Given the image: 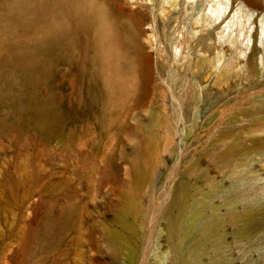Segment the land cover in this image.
<instances>
[{"label":"rangeland","instance_id":"rangeland-1","mask_svg":"<svg viewBox=\"0 0 264 264\" xmlns=\"http://www.w3.org/2000/svg\"><path fill=\"white\" fill-rule=\"evenodd\" d=\"M73 1L94 4L101 21L47 0L25 28L24 11L0 0V264H264L258 36L245 74L216 81L209 63L170 51L172 31L181 37L191 21L183 8ZM250 7L264 11V0ZM62 23L64 48L42 57L39 40ZM140 43L153 55L150 78ZM29 64L34 74L8 80ZM50 219L59 224L49 232Z\"/></svg>","mask_w":264,"mask_h":264},{"label":"bare ground","instance_id":"bare-ground-1","mask_svg":"<svg viewBox=\"0 0 264 264\" xmlns=\"http://www.w3.org/2000/svg\"><path fill=\"white\" fill-rule=\"evenodd\" d=\"M254 1L255 0H160L161 5L164 3L167 4L170 10L179 7L180 9L183 8L185 12L184 16L187 20H191L190 24L185 26L181 37L177 35V32L172 31L171 40L169 42L170 51H174L175 56L179 57L182 54V56L195 54V57L201 65L209 63L210 66L214 67L215 80L221 81L229 77H237L241 74H245L240 71L244 66L242 60L248 59L255 44V39L258 36V42L263 46V54L260 57V64L264 67V11H257L250 7ZM60 2L58 4L60 5L62 12L67 15L75 14L79 11V6L73 0H64V2ZM13 4L24 11L25 14L24 17L22 16L23 18L21 19L20 24L27 28L32 27L33 25L32 19L37 11L36 6H45L48 2L47 0H37L36 4H34L35 6H29L28 0H14ZM162 10H164V8L161 9V11ZM29 14H31L32 19L28 17ZM78 16L87 23L101 21L100 11L94 4L90 3L79 11ZM145 20L146 18L143 17L138 21V35L143 32L141 30V24ZM153 21L155 22V19H153ZM1 22H3V19ZM104 22L106 24V20H104ZM70 32L71 26L69 23H62L48 28L44 36L38 42V50L41 52V56L43 57L44 54L55 45H58L57 47L63 49ZM113 35L111 27H106L104 32V44L102 46L104 54H108V44L113 39ZM202 39L212 40L208 44V48L199 46L192 49L189 47L188 40ZM223 43H227V48L231 49L236 55L234 61L228 62L225 60V53L223 54L221 51V45ZM217 44H219V46ZM184 49L185 51H182ZM204 51H207V54ZM138 53L140 67L145 72L147 78H150L153 55L146 50V46L142 43L138 45ZM156 53L161 56L157 51ZM35 69L36 66L33 64H29L28 67L25 65V67L23 66V71H12L8 74L7 78L14 84L22 83V79L34 74ZM19 72L21 77L18 78ZM49 222L46 227V231L49 232L54 230L59 224V221L56 219H50Z\"/></svg>","mask_w":264,"mask_h":264}]
</instances>
